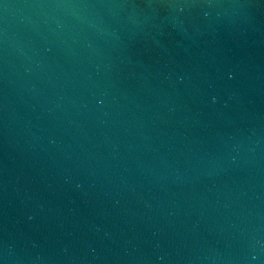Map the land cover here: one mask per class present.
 I'll list each match as a JSON object with an SVG mask.
<instances>
[{"label":"water","instance_id":"1","mask_svg":"<svg viewBox=\"0 0 264 264\" xmlns=\"http://www.w3.org/2000/svg\"><path fill=\"white\" fill-rule=\"evenodd\" d=\"M0 264H264V0H0Z\"/></svg>","mask_w":264,"mask_h":264}]
</instances>
